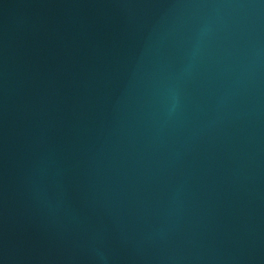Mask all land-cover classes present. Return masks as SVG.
I'll list each match as a JSON object with an SVG mask.
<instances>
[{"label":"water","instance_id":"1","mask_svg":"<svg viewBox=\"0 0 264 264\" xmlns=\"http://www.w3.org/2000/svg\"><path fill=\"white\" fill-rule=\"evenodd\" d=\"M0 264H264V0H0Z\"/></svg>","mask_w":264,"mask_h":264}]
</instances>
